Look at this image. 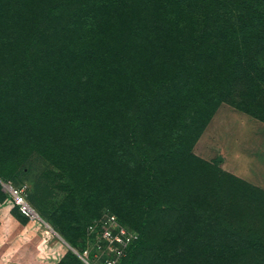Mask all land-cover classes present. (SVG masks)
Here are the masks:
<instances>
[{
	"label": "rangeland",
	"instance_id": "1",
	"mask_svg": "<svg viewBox=\"0 0 264 264\" xmlns=\"http://www.w3.org/2000/svg\"><path fill=\"white\" fill-rule=\"evenodd\" d=\"M194 1L0 0V219L13 214L22 224L24 262L54 260L42 228L60 245L56 264H101L94 252L83 256L86 230L113 214L141 234L115 264H264L262 84L232 74L229 43L180 45L170 32L148 30L175 4L184 23ZM190 55L202 105L220 88L225 98L196 141L185 144L179 128L165 158L152 152L154 194L146 196L124 112L136 95L148 98L157 73L171 75L170 61L178 67ZM125 67L144 79L140 92ZM176 123L163 120L165 136ZM148 126L139 119V142ZM10 188L35 217L18 214Z\"/></svg>",
	"mask_w": 264,
	"mask_h": 264
},
{
	"label": "trees",
	"instance_id": "2",
	"mask_svg": "<svg viewBox=\"0 0 264 264\" xmlns=\"http://www.w3.org/2000/svg\"><path fill=\"white\" fill-rule=\"evenodd\" d=\"M195 1L197 9L187 10L184 23L181 22L182 18L172 15L173 9L179 11L175 4L173 9L169 7L160 12V15L152 16L160 18L162 24L155 25V28L148 27V30L151 29L153 33H161V35L162 32H170L174 42L180 45H184L191 38L199 43L213 39L231 44L233 46L231 57L234 59L230 65L232 74L242 76L243 79H248L250 82L256 81V83L262 84L264 89V0ZM161 13H163L162 16ZM198 48L202 49L201 46H197L194 51L200 52ZM174 52L177 51L174 50ZM194 58L192 55L186 57L178 67H174L173 60L170 61L171 75L167 79H163L157 73L155 76L158 80L150 95L146 96L148 98L140 99L136 95L124 112V115L131 117L132 120L129 137L130 149L139 153V163L147 174L146 184L149 193L146 196L154 194V168L155 162H157L155 160L157 153L159 157L165 158L169 154V150L176 146V143L179 145L180 138H183L184 143H188L187 145L196 141L212 113L225 98L222 88H220L209 98L207 109L202 105L203 96L200 85L190 80L192 68L196 66ZM125 69L127 70L126 76L132 72L128 67ZM127 82L135 88L136 93L140 92L145 85L143 78L140 81V78L132 73ZM115 105H118L117 111L119 112L121 105L119 102ZM202 108L206 110L202 111ZM120 114L122 115V113ZM255 115L258 114L255 113ZM139 119L149 123L150 126L142 136V142H139L137 138L136 128ZM166 119H175L177 125H170L169 135L165 136L161 127L163 120ZM179 128L182 129V135L180 138H174V142H172L171 137L178 133ZM149 133L155 135L152 145L147 141ZM153 151L157 153L152 154ZM142 205L144 212L148 213L150 208L152 209L149 203ZM18 214L23 216L19 211ZM117 218L125 224L121 218ZM134 229L139 231L138 228ZM139 235H141L140 231ZM137 242L130 246L128 254Z\"/></svg>",
	"mask_w": 264,
	"mask_h": 264
},
{
	"label": "built area",
	"instance_id": "3",
	"mask_svg": "<svg viewBox=\"0 0 264 264\" xmlns=\"http://www.w3.org/2000/svg\"><path fill=\"white\" fill-rule=\"evenodd\" d=\"M10 189L12 206L25 217H35L22 194L16 189ZM86 232L89 247L83 252V256L88 257L90 252H94V256L101 261V264H115L118 258L125 255L128 247L139 238L136 229L124 225L113 214H106L94 221L87 226Z\"/></svg>",
	"mask_w": 264,
	"mask_h": 264
},
{
	"label": "crops",
	"instance_id": "4",
	"mask_svg": "<svg viewBox=\"0 0 264 264\" xmlns=\"http://www.w3.org/2000/svg\"><path fill=\"white\" fill-rule=\"evenodd\" d=\"M10 214V213H9ZM6 222L5 219H0V264H15V262H21V264H28L27 262H24L23 255H19V250L23 246L24 242L23 240L26 238V235L22 234L25 238L20 237V235L16 234L19 232L15 231H20L22 228H18V226H22V224L19 222V220L13 215L10 214L9 217H6ZM29 222H27L25 225L27 226ZM6 225H8V228L5 229ZM5 227V228H4ZM43 231L41 228V239L43 238V241L41 244L47 242L49 243V246L52 248V256L54 258L53 261H45L41 260V263L38 262L39 264H56V260H59V257L57 256L58 253H61L60 250V245L56 241L54 237H52L50 234L49 236H46L47 232ZM18 245L17 248H15V245ZM47 245V244H46ZM40 248V247H39ZM43 251H41L42 253ZM15 257H18L19 259H15Z\"/></svg>",
	"mask_w": 264,
	"mask_h": 264
}]
</instances>
